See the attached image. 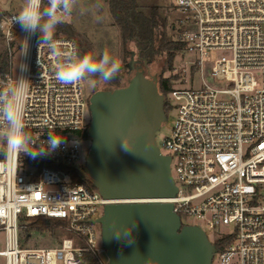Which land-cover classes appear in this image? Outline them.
<instances>
[{
    "label": "built area",
    "instance_id": "obj_1",
    "mask_svg": "<svg viewBox=\"0 0 264 264\" xmlns=\"http://www.w3.org/2000/svg\"><path fill=\"white\" fill-rule=\"evenodd\" d=\"M174 6L182 15L180 39L188 52L199 55L192 62L194 72L203 78V58L213 49L227 54L211 67L218 83L173 84L166 97L171 111H177L164 145L178 186L176 196L166 201L174 203L183 224V217L191 216L217 231L212 241L219 243L216 264H264V0H175ZM18 13L0 17L10 57L8 70H0V92L14 87L22 74L29 81L21 101L28 147H46L49 135H61L64 143L50 154H9L0 125V233L5 240L0 258L5 264H81L90 250L109 264L96 220L107 203L133 200H109L75 179L76 172L88 177L89 96L83 80L62 84L56 70L69 54L79 55L77 43L54 34L53 50L39 45L38 32L29 39L27 56H21L28 34L14 22ZM20 63L28 65L26 72L21 73ZM40 216L63 219L72 236L57 246H26V221Z\"/></svg>",
    "mask_w": 264,
    "mask_h": 264
},
{
    "label": "water",
    "instance_id": "obj_2",
    "mask_svg": "<svg viewBox=\"0 0 264 264\" xmlns=\"http://www.w3.org/2000/svg\"><path fill=\"white\" fill-rule=\"evenodd\" d=\"M135 69L127 84L104 87L89 96L91 146L85 172L110 202L96 221L109 264H212L216 245L197 224H183L166 201L176 196L171 156L157 143L167 121L159 74ZM123 138L130 151L122 147ZM132 229L133 242L115 238L117 228Z\"/></svg>",
    "mask_w": 264,
    "mask_h": 264
},
{
    "label": "rangeland",
    "instance_id": "obj_3",
    "mask_svg": "<svg viewBox=\"0 0 264 264\" xmlns=\"http://www.w3.org/2000/svg\"><path fill=\"white\" fill-rule=\"evenodd\" d=\"M23 3L24 0H0V17L3 12H20ZM141 3L146 7L150 5L161 6L167 18V35L175 40L180 39L183 35L184 27H182L181 24L182 15L174 6L175 0H141ZM67 21L73 25L74 29L80 34V37L90 44L94 53L107 50L120 61L121 65L126 64L129 67L130 63L135 62V69L142 68L140 64L136 63L138 51L134 42L128 41L126 44L124 43L121 29L110 12L108 0L79 1ZM5 52H7L6 42L4 37L0 34V54H4ZM226 54L224 50L213 49L209 52V55L203 58L205 69L203 78L200 73L194 72L196 66L192 64V62L199 59V55L195 52H188L187 50L177 53L173 69L167 68L164 71L163 62L158 61L149 65V71L151 73H158L159 76L163 74L166 77L178 75L180 79H174V85L198 88L203 86L204 81L210 84L218 83L210 74L211 67L216 59ZM18 59L19 51L15 50L12 58L15 65L18 63ZM135 69H128L129 73L124 79V84H127L130 75L134 73ZM145 70L148 71L147 67H145ZM104 87L108 86L103 81L96 82L91 77L83 79V89L87 96H90L95 90ZM176 114V109L170 111L167 115V121L163 124L162 128L157 131V143L161 151L166 154L168 153V149L164 145V142L171 133ZM183 220L187 224H198L204 227L210 240L214 241L217 231L207 227L200 219L184 216ZM30 221V219L26 221L27 226L22 232L23 242L26 246H57L64 237L72 236L66 226L58 227L55 231H41L38 229L28 231ZM4 247V234L0 233V249H4ZM103 259L105 261L108 260L106 253L103 254ZM0 264H5L4 257L0 258ZM58 264H63V262L59 261ZM213 264H216V262H213Z\"/></svg>",
    "mask_w": 264,
    "mask_h": 264
},
{
    "label": "clouds",
    "instance_id": "obj_4",
    "mask_svg": "<svg viewBox=\"0 0 264 264\" xmlns=\"http://www.w3.org/2000/svg\"><path fill=\"white\" fill-rule=\"evenodd\" d=\"M77 3L78 0H47V5H45L44 0H24L20 12L14 18V22L19 24L21 30L28 34L21 48V56H27L29 39L38 32L39 45L43 44L55 50L53 36L56 28L62 22L63 16L72 13ZM18 67L21 73L28 70L26 63H20ZM120 69V61L107 50L95 54L85 53L83 56L73 52L58 65L56 79L60 83L68 85L77 83L86 77L98 75L100 80L108 83L117 77ZM28 84L29 81L21 74L17 76L14 87L5 92H0V125L4 126L2 135L7 152L9 154L26 153L33 157L37 154H50L64 143V138L61 135H49L46 141L47 146L38 150L34 151L28 147L30 137L25 132L21 102ZM73 143L78 146L80 141L74 140ZM122 147L125 151H130L124 138ZM135 227L134 222L127 228H117L115 238L121 239L123 236L128 243H132L131 232Z\"/></svg>",
    "mask_w": 264,
    "mask_h": 264
},
{
    "label": "trees",
    "instance_id": "obj_5",
    "mask_svg": "<svg viewBox=\"0 0 264 264\" xmlns=\"http://www.w3.org/2000/svg\"><path fill=\"white\" fill-rule=\"evenodd\" d=\"M109 9L113 15L116 23L121 29L124 43L128 41L134 42L138 58L136 63L140 64L145 69L146 63L150 65L153 62L162 61L164 71L169 68L173 69L174 60L178 52L184 51L187 48L185 41L175 40L167 35L166 23L167 18L159 5L143 6L141 0H108ZM55 35H63L72 38L76 41L78 46V53L83 56L85 53L95 54L92 47L87 41H84L80 34L74 29L73 25L64 21L61 22L55 31ZM99 59V57H96ZM10 57L7 52L0 54V70H8ZM126 64L121 65V69L117 77L111 82L105 83L108 87L123 86L124 79L131 69ZM131 76V75H130ZM96 82L102 81L99 76H91ZM130 78V77H129ZM178 75L166 77L161 74L159 76L160 91L168 96V93L173 88L174 79ZM129 80V79H128ZM164 109L168 115L171 111V106L166 99ZM86 136L90 137L89 129L85 132ZM75 179L84 181L88 185L94 187L92 182L86 175L82 173H75ZM28 231L38 229L41 231L52 230L55 231L58 227L65 226V221L58 217H33L30 218ZM216 247L219 246L218 241H215ZM81 264H102L96 254L90 250H86L82 256Z\"/></svg>",
    "mask_w": 264,
    "mask_h": 264
},
{
    "label": "crops",
    "instance_id": "obj_6",
    "mask_svg": "<svg viewBox=\"0 0 264 264\" xmlns=\"http://www.w3.org/2000/svg\"><path fill=\"white\" fill-rule=\"evenodd\" d=\"M4 13H7V12H3V14H4Z\"/></svg>",
    "mask_w": 264,
    "mask_h": 264
}]
</instances>
